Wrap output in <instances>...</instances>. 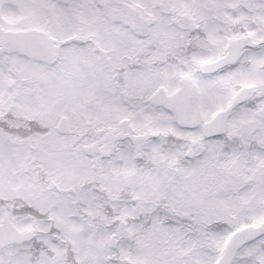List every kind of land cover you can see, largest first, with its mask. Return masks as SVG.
I'll use <instances>...</instances> for the list:
<instances>
[{
    "label": "snow or ice",
    "instance_id": "6c2138e0",
    "mask_svg": "<svg viewBox=\"0 0 264 264\" xmlns=\"http://www.w3.org/2000/svg\"><path fill=\"white\" fill-rule=\"evenodd\" d=\"M0 264H264V0H0Z\"/></svg>",
    "mask_w": 264,
    "mask_h": 264
}]
</instances>
